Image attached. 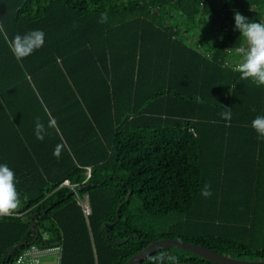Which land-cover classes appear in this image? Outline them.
I'll return each instance as SVG.
<instances>
[{
	"label": "trees",
	"instance_id": "obj_1",
	"mask_svg": "<svg viewBox=\"0 0 264 264\" xmlns=\"http://www.w3.org/2000/svg\"><path fill=\"white\" fill-rule=\"evenodd\" d=\"M234 11L264 23V0H0L9 38L44 33L22 61L0 36V164L20 200L0 216V264L35 230L36 244L62 246L60 264H123L162 238L264 260V138L251 127L264 86L225 64L244 44ZM172 249L137 264L161 252L216 264Z\"/></svg>",
	"mask_w": 264,
	"mask_h": 264
},
{
	"label": "clouds",
	"instance_id": "obj_2",
	"mask_svg": "<svg viewBox=\"0 0 264 264\" xmlns=\"http://www.w3.org/2000/svg\"><path fill=\"white\" fill-rule=\"evenodd\" d=\"M233 19L234 30L238 31L240 36L244 38V44L235 48V53L239 57L235 70L240 73L241 79L251 80L257 86H264V23L249 20L238 11H234ZM107 21L108 13L105 11L100 14L99 22L107 23ZM0 36L4 38L17 61H22L44 45V33L39 29L31 30L23 35L15 34L9 38L4 25L0 23ZM220 115L225 121H231L230 108L225 107ZM48 127H56V121L50 120ZM251 127L261 138H264V115H257L251 121ZM45 131V125L37 117L35 123L36 138L43 140ZM62 150L63 145L58 144L53 155L59 158ZM201 195L204 197L212 195L209 184L204 185ZM19 203L15 173L7 164H0V216L11 215L18 208ZM149 259L151 264H164L165 260L170 264H180L178 256L165 252Z\"/></svg>",
	"mask_w": 264,
	"mask_h": 264
},
{
	"label": "water",
	"instance_id": "obj_3",
	"mask_svg": "<svg viewBox=\"0 0 264 264\" xmlns=\"http://www.w3.org/2000/svg\"><path fill=\"white\" fill-rule=\"evenodd\" d=\"M86 201L89 204L88 198ZM37 237H38V230H35V236L33 240L29 242V244L34 243L37 240ZM20 245H26V243L22 242V243L14 245L12 249L10 250L9 255L16 247ZM168 247H175V248L187 250L191 253L199 255L200 257L205 258L216 264H264V260L236 259V258L226 256L224 254H221L219 252H216L200 244L189 243L187 241L174 239V238H162V239L150 240L146 246H144L138 252L133 254L123 264H137L140 261H142L144 258L149 256L150 254L154 253L155 251L162 249V248H168Z\"/></svg>",
	"mask_w": 264,
	"mask_h": 264
},
{
	"label": "built area",
	"instance_id": "obj_4",
	"mask_svg": "<svg viewBox=\"0 0 264 264\" xmlns=\"http://www.w3.org/2000/svg\"><path fill=\"white\" fill-rule=\"evenodd\" d=\"M223 29L226 28L224 27ZM197 45L198 47H201L200 44ZM238 61L239 57L236 55L235 49H227V57L225 59V64L235 68ZM62 184H66L72 187V185H70L67 180H65ZM79 203L80 205H82L84 213L88 214L90 212V207L87 201H80ZM61 252L62 246L60 244H55L51 246H41L34 242L32 244H29L17 255L15 259V264H42L40 261V257L50 254H55V264H60Z\"/></svg>",
	"mask_w": 264,
	"mask_h": 264
},
{
	"label": "rangeland",
	"instance_id": "obj_5",
	"mask_svg": "<svg viewBox=\"0 0 264 264\" xmlns=\"http://www.w3.org/2000/svg\"><path fill=\"white\" fill-rule=\"evenodd\" d=\"M179 26H180V29H185V25L183 24H180L179 22ZM87 200V195H84V198L82 200V202H85ZM172 251H175V252H180L179 249H172ZM55 259H56V256L55 254H50V255H46V256H41L40 257V261L42 264H55Z\"/></svg>",
	"mask_w": 264,
	"mask_h": 264
},
{
	"label": "crops",
	"instance_id": "obj_6",
	"mask_svg": "<svg viewBox=\"0 0 264 264\" xmlns=\"http://www.w3.org/2000/svg\"><path fill=\"white\" fill-rule=\"evenodd\" d=\"M207 30H208L209 33L206 31L205 27L202 26V31H203L204 34L206 35V39L203 40L202 42H201V41H197V43L199 42V43L201 44V48H202V49L205 48V45H207V44H208V41L210 40V38H209V34H210V30H211V29H209V27H208ZM192 34H194V33H189L187 36H188V37H191V39H192V37H193ZM194 36L196 37V34H194ZM187 40L190 41L189 38H187ZM197 43H196V44H197ZM236 59H238V58H236Z\"/></svg>",
	"mask_w": 264,
	"mask_h": 264
}]
</instances>
